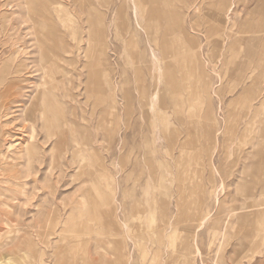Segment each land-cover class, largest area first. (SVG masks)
Masks as SVG:
<instances>
[{
  "label": "rangeland",
  "instance_id": "rangeland-1",
  "mask_svg": "<svg viewBox=\"0 0 264 264\" xmlns=\"http://www.w3.org/2000/svg\"><path fill=\"white\" fill-rule=\"evenodd\" d=\"M56 1L0 0V258L90 264L88 254L97 260L105 255L97 241L114 239L120 247L115 264H167L171 250L151 221L155 208L162 222L166 201L171 241L189 243L185 239L202 221L196 234L201 252H188L186 264H264V206L257 207L260 214L250 207L264 202V0L144 5L143 24L158 29L159 49L164 37L177 43V24L187 30L183 56L193 53L198 72L204 71L197 93L192 73L189 89L163 74L155 81L153 38L137 27L131 0H95L104 12L93 11L101 19L96 24L87 21L88 6L61 0L57 12ZM30 5L40 10L43 26L34 23ZM165 9L178 19L168 22ZM90 24L97 31L89 35ZM169 24L176 34L166 31ZM50 29L55 53L46 45ZM22 57L28 66L11 83V67ZM44 86L57 95L59 126L51 122L52 113L47 112L50 124L42 114L37 95ZM206 108L216 130L207 144L201 119ZM29 141L34 144L28 149ZM54 141L60 148L56 158ZM246 153L254 156L246 159Z\"/></svg>",
  "mask_w": 264,
  "mask_h": 264
},
{
  "label": "bare ground",
  "instance_id": "bare-ground-1",
  "mask_svg": "<svg viewBox=\"0 0 264 264\" xmlns=\"http://www.w3.org/2000/svg\"><path fill=\"white\" fill-rule=\"evenodd\" d=\"M56 1V0H55ZM76 1H79V4L81 6V8H84L85 6H88V16H87V21H89L90 23H99L101 22V19H96L95 16H94V13L93 11L95 12H98L100 14H103L104 12L102 11H99L98 7H97V4L95 2V0H76ZM132 1V12H133V15L135 17V21H136V25L137 27L145 30V32L147 33H151L152 35V38H153V43L150 47V50H151V57H152V66H151V71H152V76L154 77L155 81L158 82L159 79L161 78L162 74L167 77V81L169 83H179V81H184L185 84H186V87L189 89V81H188V74L189 73H192L194 76H195V79L193 81V85H194V90L195 92L197 93V91L199 92V84L201 83L200 82V78L199 77V72L202 71V70H199L198 72V66L195 64V55L192 53L191 56H186L184 57L183 56V53L184 51L186 50L185 49V46L181 43V38L183 37L184 38V34L187 35V30L183 29V27H181V24H177V34H176V31L172 29V26L167 25L166 26V31L169 32V30L173 32V34H176L177 37H178V40H176V44H171L170 41L168 40L167 37H164L163 40H162V45H161V51L163 53V61H164V66L162 65V59L160 58V56L158 55L157 53V49L158 48V39H157V32H158V29L154 28V25L153 24H150L148 23L147 21V24H143V20H146L144 19V17H142L141 13H142V10H143V7L144 5L149 2V0H131ZM152 1V0H151ZM158 1V0H157ZM165 1V0H164ZM169 1L171 0H166V2L168 3V5H170ZM57 3V12H60L61 11V7L62 5L64 4L63 1L61 0H58L56 1ZM152 3V2H150ZM164 3V2H163ZM29 4V2H28ZM30 11H32L30 14H31V17L32 19L34 20V23H39L40 26H43L44 23H41L40 19H38L37 17V14L40 13V10L37 8V7H33V5H30ZM49 4L48 3H44V8L46 10L47 13H51L50 11V8H49ZM168 7V6H167ZM166 7V8H167ZM145 9V8H144ZM121 10V9H120ZM150 10L152 9H149V13H150ZM69 13H71L70 10H68ZM155 11V10H154ZM153 11V12H154ZM156 11L158 13H160V15L162 14L163 16V13H161V11H159V9H156ZM164 11V15H166V18L168 19V22H170L171 20L176 21V19H178V16L175 12H168V10H163ZM144 12V11H143ZM156 12V13H157ZM46 13V14H47ZM45 14V15H46ZM148 15V14H147ZM155 15V14H154ZM158 15V14H157ZM61 14H59V17L61 18ZM48 16H46L47 18ZM153 17V16H151ZM150 17V18H151ZM100 18V17H99ZM157 18V17H156ZM54 20V19H53ZM125 20V19H124ZM178 22V21H177ZM127 23V21H126ZM125 23V28L128 30V25ZM171 23V22H170ZM179 23V22H178ZM249 24V23H248ZM164 26V25H163ZM261 26V25H260ZM60 29V28H59ZM132 29V28H131ZM36 30V29H35ZM40 30V29H38ZM60 31V30H59ZM97 29L95 27H92L91 24L89 25V35L92 33V32H96ZM36 32V31H35ZM58 32V31H57ZM41 33V32H40ZM49 33V36L47 37L48 38V43L46 42V45H47V48L48 50L51 52V53H55L57 51V46L56 43H54L53 41V34H54V30L50 29V31H48ZM43 35V34H42ZM189 35V34H188ZM38 37V35H37ZM175 37V36H174ZM41 39V38H40ZM62 41H63V37H61ZM174 39H177L176 37ZM39 40V39H38ZM66 41V40H65ZM40 42H42L43 44V40L41 39ZM65 43V42H63ZM149 44V43H148ZM242 44V42H241ZM256 48H258L259 46V43L258 41H256ZM63 48L67 49L68 47H66L65 44L61 45ZM262 47V46H261ZM159 49V50H160ZM69 51V50H67ZM170 53V54H169ZM191 54V53H190ZM171 57V60H167L168 57ZM173 56H175V58H172ZM194 57V58H193ZM15 58V57H14ZM28 57H22L20 60L17 61L16 65L11 69L12 70V73H13V77H12V80H11V83H15L16 81L20 80V73H22L24 71L25 68H27L28 66ZM44 56L41 57V60H44ZM262 59V57H261ZM261 59L259 60V62H261ZM201 64V63H200ZM178 67V68H177ZM201 67V65H200ZM257 68V67H256ZM179 69V70H178ZM201 69V68H200ZM204 70V69H203ZM179 72V74H178ZM204 72V71H202ZM11 73V72H10ZM202 76H205V74H201ZM200 75V76H201ZM203 78V77H202ZM260 78L262 77H258L256 80H260ZM204 79V78H203ZM255 80V81H256ZM254 81V82H255ZM263 81V80H262ZM47 83V81H45ZM257 82V81H256ZM254 85V84H253ZM249 91L251 89H249V86L247 87ZM262 89V88H261ZM197 90V91H196ZM263 90V89H262ZM251 91V90H250ZM40 94H38L37 96L38 97H41L42 99V105H43V109H42V114L43 116H45L46 120H47V124H50V121L49 119L47 118V112H50L52 113V118H51V122H53L56 126H59L60 125V119L58 117L59 115V112L57 111V108L55 109V103L57 102V95L55 93V90L49 86H44V88L39 92ZM170 93V92H169ZM259 94V93H258ZM262 94V93H261ZM243 93L241 94V97H242ZM35 97L34 98V101L36 103V100H38V97ZM158 92L157 91H154L153 92V99H154V103L156 104V101H157V98H158ZM209 97V95H208ZM240 97V96H239ZM245 97V96H244ZM171 98L173 99L174 98V94H173V91H171ZM182 100V99H181ZM242 100V99H241ZM39 101V100H38ZM210 103V102H209ZM192 107V106H191ZM208 107V106H207ZM211 108V107H210ZM154 111L156 109V107L153 108ZM208 108H206L205 111H207ZM62 112L60 114H62L64 117H65V111L64 110H61ZM212 111V109H211ZM203 114V113H202ZM213 115V114H212ZM212 115L210 114V111H207L206 113H204V115L202 116L201 115V119H202V122H203V133H204V142L205 144L208 143V141L212 140L213 138L216 139V130L213 128L212 126V122H210V118L212 117ZM212 119V118H211ZM264 119V118H263ZM213 120V119H212ZM251 121V119H249ZM253 122V120H252ZM251 122V123H252ZM192 123V122H191ZM264 123V121H263ZM247 126V124L245 125ZM250 127V126H249ZM248 126L243 130L244 133H243V136L246 135V133L248 132L247 130ZM255 129V128H254ZM253 129V130H254ZM189 131V130H188ZM250 131V130H249ZM56 132V131H55ZM66 132V131H65ZM64 132V133H65ZM259 132V131H258ZM63 133V134H64ZM264 134V133H263ZM65 135V134H64ZM65 137V136H64ZM255 138V137H254ZM30 140V139H29ZM257 141V140H256ZM65 142V140H64ZM38 143V142H37ZM257 143V142H256ZM255 143V144H256ZM261 143V142H260ZM33 141H29L28 143V149L33 145ZM27 145V143H26ZM25 145V146H26ZM37 146V145H35ZM254 146V145H253ZM172 147V146H171ZM38 149V148H37ZM253 149V148H252ZM27 150V149H26ZM63 150V149H62ZM184 150V149H183ZM60 152V148L58 146V143L57 141H54L52 147H51V153H52V157L53 158H56L58 153ZM181 152H183L181 150ZM248 152V151H247ZM250 152V150H249ZM255 153V151H254ZM247 154V153H246ZM253 154H250L248 153L246 156V159L250 158ZM254 156V155H253ZM32 158V157H31ZM31 160V159H30ZM209 164H210V167L213 169L215 168V165H214V162H213V157H212V153H209ZM173 168V167H172ZM210 168V169H211ZM211 169V170H212ZM169 170V169H168ZM169 174H170V181L172 180L173 181V171L172 170H169L168 171ZM213 172H214V169H213ZM211 173V172H210ZM168 174V175H169ZM212 175V174H211ZM182 181V179H181ZM183 182V181H182ZM172 184V182H170ZM184 183V182H183ZM170 187V186H169ZM171 188V187H170ZM213 190V189H212ZM211 190V191H212ZM214 191V190H213ZM263 191V190H262ZM184 192V191H182ZM183 194V193H182ZM100 196V195H99ZM181 197V196H180ZM100 199V198H99ZM169 202H162V205H161V209H162V222H159L158 220V214L156 215L154 210H156L155 208H153L154 210L151 211V221L153 222V224L155 225L156 227V236L158 237L159 241L163 244H165L166 246H168L170 248V252H169V258L167 259V264H186V261H187V253H193V254H200V247L198 246V243L196 244V234H197V231L198 229L200 228V226L202 225L201 222H200V225L196 226L193 230H191L189 233V236L185 239L187 241H189V243H179L178 241H171L169 239V235H167V230H168V227L170 225H172V222L171 221V217L169 218L168 217V212H169V205H168ZM171 203V202H170ZM177 204L179 205L180 204V201H179V198H177ZM264 206V202L262 203H254L252 205H250V207H254L256 209V212H258L259 214L262 213V207H260V209H258L257 207L258 206ZM87 206V203L85 202V200H83L82 202V207L83 208H88L86 207ZM98 206V205H97ZM180 206V205H179ZM180 208V207H179ZM201 209V208H199ZM193 210V209H192ZM107 212V211H106ZM202 212V211H201ZM103 213V212H102ZM110 213V212H108ZM190 213H192V211L190 210ZM190 213H188V216H190ZM193 213H194V210H193ZM232 213V212H231ZM112 214V213H111ZM103 215V214H102ZM201 215V214H199ZM108 216V214H107ZM111 216V215H110ZM109 216V217H110ZM175 216V215H174ZM194 216V214H193ZM192 216V218H193ZM195 216H198L197 213L195 214ZM194 216L193 219H195L196 217ZM205 216V215H204ZM203 216V217H204ZM185 217V216H184ZM102 216L100 215L98 217V219H101ZM183 218V217H182ZM190 218V219H192ZM202 217L200 216V219ZM231 218V217H230ZM188 219V217L186 218ZM199 219V220H200ZM204 219V218H203ZM202 220V219H201ZM205 220V219H204ZM101 222H103L102 220H100ZM104 223H106V225L108 224V228L111 227L110 225V220L108 218L105 217L104 219ZM189 221V219H188ZM191 221V220H190ZM195 221V220H193ZM206 221V220H205ZM113 222V221H112ZM116 222V221H115ZM114 222V223H115ZM192 222V221H191ZM198 222V221H197ZM196 222V223H197ZM204 222V221H203ZM230 222V221H229ZM179 223V222H178ZM195 223V222H194ZM227 224V223H226ZM116 225V224H114ZM175 225V224H173ZM178 225V224H177ZM228 225V224H227ZM192 226V225H191ZM229 226V225H228ZM226 229V228H225ZM178 232H180L182 230V227H178L177 228ZM105 230H101L100 232H104ZM183 231V230H182ZM181 231V232H182ZM108 232V231H107ZM226 232V231H225ZM110 233V232H109ZM112 234V233H111ZM114 234V233H113ZM178 236V235H177ZM171 237V236H170ZM179 237V236H178ZM105 241V240H104ZM102 240H98L97 243H96V247L103 250L105 252V255H101L99 254V259H102V260H107L109 262V264H115V262L118 260V256H117V253H118V250H119V244L117 243V241H115L114 239H106V241L108 242V244L110 245H113L114 248L113 250H109V248L104 244L107 243ZM178 242V243H177ZM118 244V245H117ZM260 247V245H258V248ZM98 249V250H99ZM109 253V257L107 256ZM25 255H28L26 252H25ZM89 258H90V264H98V260L97 258H94L92 257L91 255H89ZM155 259V258H154ZM26 256L25 257H22V260H18L16 258H13V257H6L4 259L0 258V264H26ZM64 263L66 261H63ZM71 262L73 263L72 261H68V263ZM67 263V262H66Z\"/></svg>",
  "mask_w": 264,
  "mask_h": 264
}]
</instances>
